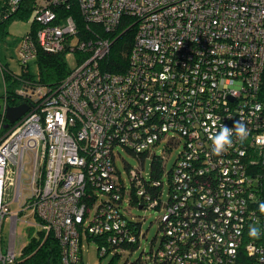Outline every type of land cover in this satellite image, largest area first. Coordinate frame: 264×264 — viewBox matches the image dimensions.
I'll use <instances>...</instances> for the list:
<instances>
[{"label": "built area", "instance_id": "1", "mask_svg": "<svg viewBox=\"0 0 264 264\" xmlns=\"http://www.w3.org/2000/svg\"><path fill=\"white\" fill-rule=\"evenodd\" d=\"M21 2L0 3V23ZM27 21L22 68L38 50L71 52L78 63L56 87L22 80L14 94L28 110L8 127L3 100L0 264H29L50 238L59 249L51 264H82L84 239L106 257L136 242L129 208L141 204L161 212L151 264H237L264 185V0H31ZM121 27L135 30L127 65L103 70ZM240 119L248 138L234 136L232 148L214 155L209 135ZM122 152L140 167L131 169ZM146 160L160 165L159 179L144 173ZM13 203L33 217L29 253V241L16 247ZM246 250L261 253L252 243Z\"/></svg>", "mask_w": 264, "mask_h": 264}, {"label": "trees", "instance_id": "2", "mask_svg": "<svg viewBox=\"0 0 264 264\" xmlns=\"http://www.w3.org/2000/svg\"><path fill=\"white\" fill-rule=\"evenodd\" d=\"M31 9V0H22L21 6L19 10L14 13L12 16H17L23 20H28L29 14ZM9 17L7 20L0 23V28H3L6 23L11 20ZM126 19V18H125ZM125 19L122 20V25L124 24ZM134 29L130 28L127 31L123 32L122 27L117 31L116 35L117 38L114 41L111 52L107 59H105L101 63V68L103 70L109 72H121L127 65L126 55L130 50L133 44L134 38ZM65 53H51L44 50H38L37 57L35 59V63L38 67V75L37 77L31 75L28 71H23L20 74L16 75V73H12L8 70V68L3 67V81L6 84L5 93L2 99L5 101L7 107H18L21 105L22 101L20 98L15 96V90L21 86V81H31L38 83L40 85H44L47 87H56L61 84V82L68 76L69 70L67 65L64 61ZM261 96L264 97V75H262V84H261ZM7 124V121L4 119L3 126ZM7 130L3 129L2 133H5ZM150 173L151 175L159 179L160 177V165L156 164L152 161L150 164ZM158 192L153 195H157ZM258 200L254 204L257 221L251 225H257L261 229V236L259 239H252L249 237V226L247 227L242 247L238 254L237 264H264V262H260V259H264V214H261L259 211V203L264 202V185H262L261 189L258 192ZM140 209H146L143 204L136 206ZM135 208V207H134ZM160 211L159 209H157ZM161 217V216H160ZM133 218L132 220H130ZM130 223L129 228L131 229L132 233L136 236V242L134 244L123 243L121 245H116L113 247V251L109 253L112 256L110 264H115L118 262L119 258L122 255H132L138 249L141 242V238H145V233L142 232V223L140 220L133 217L130 213L128 217ZM159 230L162 232L163 237V224L159 219ZM30 245H28L25 249L27 253L31 252L36 248L35 242L29 241ZM160 243V241H159ZM252 243L257 248L260 249L261 253H255L254 255H249L246 246ZM159 246V244H158ZM153 250H151L152 252ZM150 252V254H151ZM149 254V255H150ZM59 259V249L55 241L51 238L48 239L40 248H38L33 255V257L28 262L29 264H39V263H47L51 264L57 262ZM124 264H151L150 261L145 260V263L142 262V257L139 260L134 262L125 261ZM163 264V263H161Z\"/></svg>", "mask_w": 264, "mask_h": 264}, {"label": "rangeland", "instance_id": "3", "mask_svg": "<svg viewBox=\"0 0 264 264\" xmlns=\"http://www.w3.org/2000/svg\"><path fill=\"white\" fill-rule=\"evenodd\" d=\"M4 0H0L2 3ZM5 29H0V65L8 68L12 73L20 74L23 71H28L31 75L37 77L38 67L35 61L28 64V66L21 67L18 62V50L20 47L22 37L29 31V23L27 20H23L17 16H12L11 20L4 26ZM64 61L69 71H72L77 66V58L71 53H65ZM3 78V77H2ZM6 84L1 80L0 76V105L3 103V95L5 93ZM178 150H173L170 153L169 159L166 163V169L169 170L176 158ZM160 155L159 153H157ZM125 163L129 165L131 169H138L140 162L129 155L128 153H121ZM27 162V157H25ZM117 168L122 174V178L125 184L128 185V175L124 162L117 160ZM27 173L29 168H26ZM150 169V161L146 160L144 163V173H148ZM27 179V175H24V180ZM165 197V196H164ZM9 214H19V221L16 226V232L19 236L16 241V247L19 248L29 241V229L27 223H32L33 217L31 216L30 209L21 211L16 203L9 205ZM130 213L133 217L140 220L142 223V232L145 233V238H141L139 249L132 255H122L118 262L115 264H124L125 261L134 262L142 257V262L145 263L146 257L150 254L151 250H155L158 247L162 232L159 230V219L161 212L157 209H140L138 207H130ZM257 226V225H253ZM2 248L5 251L9 243V223L4 221L1 230ZM112 256L100 258L97 252V243L94 241L82 242V264H110Z\"/></svg>", "mask_w": 264, "mask_h": 264}, {"label": "clouds", "instance_id": "4", "mask_svg": "<svg viewBox=\"0 0 264 264\" xmlns=\"http://www.w3.org/2000/svg\"><path fill=\"white\" fill-rule=\"evenodd\" d=\"M242 144L249 136L247 125L243 120L236 121L232 128L221 125L219 131L209 135L211 140L212 153L214 155H222L233 147V137ZM259 211L264 214V202L259 203ZM248 235L252 239H259L261 229L257 226L250 225Z\"/></svg>", "mask_w": 264, "mask_h": 264}, {"label": "water", "instance_id": "5", "mask_svg": "<svg viewBox=\"0 0 264 264\" xmlns=\"http://www.w3.org/2000/svg\"><path fill=\"white\" fill-rule=\"evenodd\" d=\"M1 110V105H0ZM28 110L27 105L22 104L18 107H7L5 110V120L7 121L8 127L11 124H14L18 119H20Z\"/></svg>", "mask_w": 264, "mask_h": 264}, {"label": "crops", "instance_id": "6", "mask_svg": "<svg viewBox=\"0 0 264 264\" xmlns=\"http://www.w3.org/2000/svg\"><path fill=\"white\" fill-rule=\"evenodd\" d=\"M0 29H5V28L3 27V28H0ZM2 71H3V67L0 65V76H1V80L3 81V78H2L3 77L2 76L3 75V72ZM16 75H18V74H16ZM2 105H3V103L1 104V106Z\"/></svg>", "mask_w": 264, "mask_h": 264}]
</instances>
